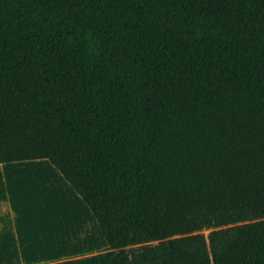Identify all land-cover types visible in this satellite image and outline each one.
<instances>
[{
	"label": "trees",
	"instance_id": "16d2710c",
	"mask_svg": "<svg viewBox=\"0 0 264 264\" xmlns=\"http://www.w3.org/2000/svg\"><path fill=\"white\" fill-rule=\"evenodd\" d=\"M42 158L108 242L48 264H264V0H0V163Z\"/></svg>",
	"mask_w": 264,
	"mask_h": 264
},
{
	"label": "crops",
	"instance_id": "0c3cea01",
	"mask_svg": "<svg viewBox=\"0 0 264 264\" xmlns=\"http://www.w3.org/2000/svg\"><path fill=\"white\" fill-rule=\"evenodd\" d=\"M2 173H8V178L18 186L10 194L6 189L4 196L2 187L7 186H4L3 180L0 181V264H48L108 249L102 239L101 227L89 206L49 159L0 163V175ZM30 180L46 184L43 193L46 203L55 196L73 203L75 211L67 204L58 213L63 228L58 229L54 227L56 221H49L52 216L57 218L50 204L45 203L41 209L35 207L39 210L35 214L33 209L26 212L31 205L24 206L18 202L15 191L26 187L25 182ZM25 190H29L25 193L28 197L21 194L19 197H43L36 187H26ZM27 214H31L32 218L36 215L37 219H26ZM39 216L46 217V221H40Z\"/></svg>",
	"mask_w": 264,
	"mask_h": 264
},
{
	"label": "rangeland",
	"instance_id": "374dc122",
	"mask_svg": "<svg viewBox=\"0 0 264 264\" xmlns=\"http://www.w3.org/2000/svg\"><path fill=\"white\" fill-rule=\"evenodd\" d=\"M3 174V173H2ZM7 174L8 173H6V175L5 174H3V175H0V181H4V186H7V187H2V194L4 195L5 194V192H6V189L8 190L7 192H8V194H10V192L15 188V187H17L18 185L17 184H15L14 182H12L9 178H8V176H7ZM25 185H26V187L29 189L30 187H36V188H38V189H40L39 191L42 193V195H43V193H45V183H41V182H37V181H32V180H30V181H27V182H25ZM33 185H35V186H33ZM26 187H20V189H17L16 191H15V194L17 195V197L19 198L18 199V202H22L21 204H23L24 206L26 205V206H28V205H31L32 207L30 208V207H28V208H26V212H30V211H32V209H33V212L35 213V214H37V212L36 211H39V210H37L35 207H38L39 209H41V206H44V204L46 203V200L45 199H43L44 198V195H43V197L41 198L40 197V199L39 198H37V197H35L34 195H31V196H33L32 198H22V197H19L20 196V194L22 195V196H24V197H26L27 195V193H26V191H29V190H25V188ZM24 191V192H23ZM26 193V194H25ZM4 196H6V195H4ZM28 197V196H27ZM22 198V199H21ZM61 197H59V196H55L54 198H51L50 200H49V202L48 203H46V204H50L52 207H51V210L53 209V212L54 211H56V213L55 214H57V218H54L53 216L52 217H50L49 218V221L51 220V221H56V223H55V226L54 227H56V228H58V229H61V228H63V224H62V222L59 220L60 218L58 217V213H59V211L61 210V208L63 207V206H67V204L68 205H70V206H72V208H74V211H75V207H73V203L71 202V201H69L68 199L67 200H64V199H60ZM31 210H30V209ZM53 212H52V214H53ZM91 212V211H90ZM93 215V214H92ZM24 217H25V214H24ZM31 219V220H35V219H37L36 218V215L35 216H33V218H32V215L31 214H27L26 215V219ZM39 218H40V216H39ZM46 221V217H41L40 218V221ZM48 220V219H47ZM102 239H103V242L105 243V245H108V242H107V240H106V238L103 236V234H102Z\"/></svg>",
	"mask_w": 264,
	"mask_h": 264
}]
</instances>
